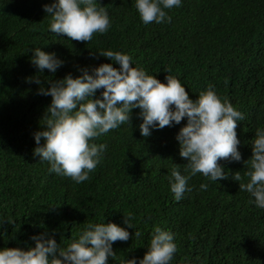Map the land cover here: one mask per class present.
<instances>
[{
  "label": "trees",
  "instance_id": "obj_1",
  "mask_svg": "<svg viewBox=\"0 0 264 264\" xmlns=\"http://www.w3.org/2000/svg\"><path fill=\"white\" fill-rule=\"evenodd\" d=\"M48 3L0 0V248L34 246L30 237L44 231L64 246L89 221L105 216L106 223L124 226V214H130L129 239L113 242L115 255L107 264L142 258L154 226L173 233L177 251L170 264H264V209L249 203L232 179L236 171L246 179L250 142L256 128H264V0H181L179 7L165 9L170 23L147 25L134 0H98L111 26L89 42L48 31L43 10ZM33 47L55 52L65 63L55 74L38 73L31 63ZM100 49L126 53L132 66L161 81L167 70L191 99L211 85L241 111L244 120L236 127L241 160H218L226 178L211 182L197 174L188 181L193 191L174 201L169 169L186 163L175 138L186 119L142 137L139 108L131 110L130 122L92 141L106 148L86 181L77 184L48 172L47 162L32 153L33 133L42 127L51 96L38 95L39 85L26 78L76 76L79 68L100 63L118 68L98 55ZM202 182L207 190L197 191Z\"/></svg>",
  "mask_w": 264,
  "mask_h": 264
},
{
  "label": "clouds",
  "instance_id": "obj_2",
  "mask_svg": "<svg viewBox=\"0 0 264 264\" xmlns=\"http://www.w3.org/2000/svg\"><path fill=\"white\" fill-rule=\"evenodd\" d=\"M98 0H51L43 10L49 17L48 31L67 37L70 41L89 42L94 33L103 34L111 26L108 12L97 6ZM181 0H134L139 19L145 25L170 23L165 9L179 7ZM99 56L110 58L112 63L85 66L79 75L71 72L60 79L41 81L38 75L26 78L39 85L38 95L51 96L40 130L33 133L35 148L32 155L47 162L48 172L70 178L80 184L89 178L103 158L106 145L92 141L121 124L130 122L131 110L139 108L142 118L139 131L148 137L153 129L186 123L176 134L179 156L186 159L183 169L174 163L169 169L168 184L174 201L193 191L188 183L200 174L215 182L228 175L218 160L240 161V143L236 127L244 120L241 111L227 98L217 95L209 85L191 99L185 86L175 76L167 75L164 81L134 67L131 58L119 50L100 49ZM31 63L43 74L45 69L55 74L65 61L55 52L41 47L32 48ZM97 90H101L96 95ZM252 155L244 161L246 171L242 180L239 171L232 179L239 182V191L246 192L249 203L264 209V128L258 127L251 142ZM200 183L197 191L207 190ZM9 223H12L9 221ZM123 225L105 222H87L77 237L64 246L57 243L47 231L30 237L34 246L27 248H0V264H107L114 257L113 242L127 241L128 228H134L130 214H124ZM134 236H140L135 231ZM147 250L142 258L133 257L122 264H170L177 251L173 233L154 226Z\"/></svg>",
  "mask_w": 264,
  "mask_h": 264
}]
</instances>
